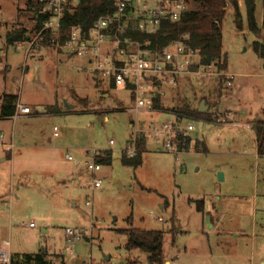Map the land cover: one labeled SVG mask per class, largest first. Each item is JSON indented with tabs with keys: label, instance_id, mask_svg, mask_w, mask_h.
Listing matches in <instances>:
<instances>
[{
	"label": "rangeland",
	"instance_id": "rangeland-1",
	"mask_svg": "<svg viewBox=\"0 0 264 264\" xmlns=\"http://www.w3.org/2000/svg\"><path fill=\"white\" fill-rule=\"evenodd\" d=\"M30 3L34 7L29 0H0V111L5 95L17 96L32 111L14 124L0 121V137L26 131L20 160L0 162V240L10 242L12 256L21 260L42 251L52 264H149L146 254L129 252L127 237L117 233L137 229L164 234L165 264L264 262V157L256 158L255 133L245 122L264 115L263 60L253 48L256 41L264 46L262 1H256L255 11L260 39L247 29L244 5V30L237 29L232 8L222 23L227 73L235 79L232 87H220L219 110L231 107L232 124L207 125L206 153L196 149L175 156L154 144L141 154L138 168L121 163L120 151L133 139L132 124L167 122L152 110H137L125 87L107 88L101 99L96 86L116 85L91 73L78 57L40 42L30 52L8 46L5 36L14 28L26 29L31 40L37 36ZM193 84L191 94L209 86L208 103L217 102L213 77ZM188 121L184 124L196 127L190 134L195 146L203 123ZM77 149L112 150L113 164L96 176L100 188L92 189L89 179L78 190L68 181L57 183L78 168L65 162L67 154L83 159ZM66 229L78 230L83 239L68 244Z\"/></svg>",
	"mask_w": 264,
	"mask_h": 264
},
{
	"label": "built area",
	"instance_id": "built-area-1",
	"mask_svg": "<svg viewBox=\"0 0 264 264\" xmlns=\"http://www.w3.org/2000/svg\"><path fill=\"white\" fill-rule=\"evenodd\" d=\"M31 1L35 6H43L44 12H49V19L44 22L43 28L33 40L28 38L25 42L15 44V48L27 47V52H30L37 46V42H40L68 57L86 59L90 71L99 78L111 79L118 87L132 86L137 110H153L152 99L144 98L143 93L147 92L148 83L154 79L172 87L177 86L178 79L185 76H192L196 80L216 78L222 89L233 85L235 76L221 72L214 66L202 64V57L199 51L191 46L189 35L164 46L161 52H152L140 43L123 37L130 28L147 35L157 34L163 21L178 22L182 18L188 10V0H114L113 15L100 18L88 31L82 30L80 26H72L66 34L61 31L64 15L66 12H72L82 0ZM47 34L50 36L47 37ZM127 48H131V51L127 52ZM31 113L30 108L18 105L15 119L19 115ZM195 129V124L190 122L182 126L179 120L164 123L158 128L139 131L140 134L134 135L124 154L128 159H135L139 152L138 137H141L145 143L156 144L164 151L177 156L187 152L182 150L180 145L191 139L190 134ZM53 132L54 137H57V128H54ZM109 144L113 146L114 142L110 141ZM188 150L196 151L193 141ZM67 159L77 165L84 164L94 175L92 189L101 187L102 180L95 177L101 166L95 159L85 163L74 161L70 156ZM87 205L91 206V202ZM29 227L33 228L34 224L31 223ZM83 237L78 230H65L68 244L80 242ZM10 247L9 241L0 242V264H11ZM68 251L72 253V247L69 246Z\"/></svg>",
	"mask_w": 264,
	"mask_h": 264
},
{
	"label": "trees",
	"instance_id": "trees-1",
	"mask_svg": "<svg viewBox=\"0 0 264 264\" xmlns=\"http://www.w3.org/2000/svg\"><path fill=\"white\" fill-rule=\"evenodd\" d=\"M257 0H188V10L178 22L165 20L162 22L160 31L155 35H147L130 28L124 35L132 41L140 43L144 48L152 52H161L162 48L171 42L182 40L183 36L189 35L191 46L198 50L202 57L204 66H214L221 72H227V56L223 52L222 23L226 17L227 9L232 8L235 16V24L238 30L242 31L243 15L241 3L246 10L247 29L256 37L260 36V28L255 19ZM262 1L264 28V0ZM29 2H32L29 0ZM36 19L35 30L39 32L44 22L49 19V12H44L43 6H32ZM115 13L114 0H82L75 6L72 12H66L61 23V31L66 34L72 26H80L82 30L88 31L102 17ZM50 34H47L49 37ZM29 34L24 28H14L5 36V43L13 46L20 42L27 41ZM254 51L263 60L264 69V46L256 41L253 45ZM18 97L5 95L2 100L1 118L14 117L17 112ZM154 108V104H153ZM180 119L207 120L206 114L197 111H190L184 105L177 112ZM254 131L258 147V154L264 156V122L258 118L254 121ZM191 139L180 147L188 151ZM138 155L135 159H126L125 165L137 168L141 164V153L145 149V140L138 137ZM197 150H200L199 143H195ZM105 158L98 156L97 163L105 164ZM198 211H203V206H198ZM127 237V250L139 251L148 256L149 264H165L163 254L164 234L159 231H145L127 229L117 231ZM11 264H52L47 260L46 253L40 251L34 255H25L21 260L12 256Z\"/></svg>",
	"mask_w": 264,
	"mask_h": 264
},
{
	"label": "crops",
	"instance_id": "crops-1",
	"mask_svg": "<svg viewBox=\"0 0 264 264\" xmlns=\"http://www.w3.org/2000/svg\"><path fill=\"white\" fill-rule=\"evenodd\" d=\"M242 5L243 4L241 3V7H242ZM246 24H247V22H246ZM243 30H244V28H243ZM261 37H262V29L260 28V36L257 37V39H260ZM126 51L127 52L131 51V48H127ZM59 54L65 55L63 53H59ZM70 58H75V57H70ZM80 59H82L83 61H85V63L87 65H89V62L86 59H84V58H80ZM88 68L90 71V65ZM214 80H215L216 88H214L212 91L214 93V96L216 97L217 102L212 103V104L208 103V100L206 97V92H205L209 88V86H206L207 88H204V91L199 90V93H198V90L196 89V93L194 95L191 94V89L195 90V88H193L194 87L193 83H194V81H196L192 76H185V77L179 78L177 86H175V87L168 86L167 84L163 83L159 79H154L153 81L148 83L147 92L144 93V94H147L149 96V98H151L153 101L154 108L152 111L155 113H159L161 116H163L164 122L174 123V122L180 120L181 124L185 125L184 122L188 121V119H180V117L177 113L179 111V109L181 107H183L184 105H186L190 109V111H197V112L201 113L200 111L202 110L201 114H206L207 120H204V119L201 120L203 123L202 128H201L202 140H197V143H199L201 146L200 150L204 151L205 153L208 152V146H207V143L205 140L206 135L209 132L207 125H211L213 127L219 126L221 128H224V126L231 125L232 124L231 117H232V114L234 113V112L232 113L230 111L231 107H226L225 111L228 113H227V115L225 114V116H222L221 119H223V117H224V119L226 118L228 120V123L222 122L221 119H219V121L216 120L217 118H219L221 113H224L225 111L222 112L219 110V106L221 105L222 100H223V94H222V89H221V91H219L220 87L217 86V81L215 78H214ZM204 81L206 82L207 80L197 81V82L203 83ZM96 87L100 89V93H101L100 98L105 99L106 98L105 94H106L107 88L113 89V88H116L117 86H96ZM126 89L130 90L131 93H133L132 86H128V87H126ZM133 96H134V94H133ZM83 101L86 102L87 104H89V99H86ZM226 104L228 106L229 102H227ZM234 104H237V103L234 102ZM18 105L28 107L26 105L19 103V101H18ZM211 107H213V111L211 113H209ZM69 108H70L69 110L73 109V107H69ZM208 114H209V117H208ZM27 116H31V114L25 115V116L19 115V117L16 119H15V116L9 117V118H1V111H0V121H3V122L10 121V122H13V124L16 121H19V120H21ZM258 118H260L264 122V115L257 116L256 119H248L245 121L246 123L251 125V128L253 129V131H254V121L257 120ZM160 126L161 125H157L154 123H150L149 125L141 124L140 126H136V124H132V126H131V128H133V135L132 136L134 138V135L136 133H138L139 131L147 130L150 128H158ZM23 133L26 134V131L21 132L18 130L16 132L13 130L12 132L10 131L9 134L1 135V137H0V156H1L0 162L6 163L8 160H11L12 163H14V162L17 163L20 160V158L23 156L22 150H20V149H23L22 147H25L23 143H20L21 140H23L24 136H25V134H23ZM254 133H255V131H254ZM138 134H140V133H138ZM52 137L55 140V139L59 138V135L57 137H54V132H53ZM255 143H256V153H257L256 158H257V157H260V155L258 154L256 136H255ZM153 146H154V144L145 143V149L143 152H145L149 148H152ZM125 149H122L120 151L121 163L124 166H129V165L124 164V161H126V159H128L124 154ZM47 150H48V148H47ZM77 150H78L77 152H79L81 154V156L83 157V159L80 160V162H83V163L90 162L93 159L96 160V158L98 156H101V157L105 158L104 160H105V162H107L105 164L104 163L100 164L101 170H102L103 166L110 167L113 164L112 150H104V151H99V152H92V151H89L87 149H77ZM49 152H51V149L49 150ZM68 157H69V155L67 154L65 156V162L75 164L74 162L68 161V159H67ZM262 157H264V156H262ZM75 165L78 168H74V170H72L69 174L64 175L63 178L60 181H58L57 183H64V182L68 181L71 185H74L77 188V190L80 189L81 186L83 184H85L88 179L91 183L94 175H92V173L88 170V168L84 164L82 165L83 168H80V169H79V167H82L81 165H77V164H75ZM101 170L99 172H101ZM96 176H97V174H95V177ZM104 178H107V176H105ZM15 198H16V200L17 199L19 200L18 195L15 196ZM13 199H14V197H13ZM33 228H35V225ZM1 241H6V240L1 239L0 242ZM167 264H169V263L167 262ZM260 264H264V262H260Z\"/></svg>",
	"mask_w": 264,
	"mask_h": 264
},
{
	"label": "water",
	"instance_id": "water-1",
	"mask_svg": "<svg viewBox=\"0 0 264 264\" xmlns=\"http://www.w3.org/2000/svg\"><path fill=\"white\" fill-rule=\"evenodd\" d=\"M67 108L70 109L69 107H67ZM200 112L202 113V110H201ZM219 178H220V180H222V179H223V176L220 175ZM107 259H108V258H107Z\"/></svg>",
	"mask_w": 264,
	"mask_h": 264
}]
</instances>
